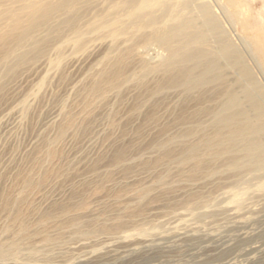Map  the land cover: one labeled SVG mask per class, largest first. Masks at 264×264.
I'll return each instance as SVG.
<instances>
[{"label": "bare ground", "instance_id": "bare-ground-1", "mask_svg": "<svg viewBox=\"0 0 264 264\" xmlns=\"http://www.w3.org/2000/svg\"><path fill=\"white\" fill-rule=\"evenodd\" d=\"M235 21L226 0H0V264H142L264 216V86ZM65 144L95 163L82 185L111 155L112 217L38 195Z\"/></svg>", "mask_w": 264, "mask_h": 264}, {"label": "rangeland", "instance_id": "rangeland-1", "mask_svg": "<svg viewBox=\"0 0 264 264\" xmlns=\"http://www.w3.org/2000/svg\"><path fill=\"white\" fill-rule=\"evenodd\" d=\"M258 1H260V2H258ZM226 2H227V5L229 6V9L231 10V12L234 13V15H235V20H236L235 21V27L229 29L230 33L232 34V37H234L233 38L234 42L236 43V45L239 48H241L244 51V54L247 57L249 65L251 64L250 66L253 68L258 79L260 80V82L264 86V6H263L264 0H226ZM247 3L248 4L250 3L251 6L253 7V9H248V7H246ZM231 5H233V6H231ZM230 7H232V8H230ZM242 8H244V10H247V12L244 11ZM239 36L240 37L242 36L241 38H243L248 43V45H247L248 47L245 44H243L241 42V40H239L240 39ZM235 40H237L239 42H237ZM61 90H64V89L61 88ZM59 93L62 95L65 94L64 91H61ZM48 98H50V96H48ZM45 110H46V108H42L40 111H37V112L32 110V112L26 118V121L24 122L22 130L16 136L17 139H15V143L19 142L17 144L27 145L36 139V136L38 135V133L41 132L44 128L42 126H43V122L45 121L44 120V118H45L44 116L46 114ZM161 119H162L161 125H167L168 124L167 122H169L168 125H171L174 121L172 119H166V117H163V118L161 117ZM170 121H171V123H170ZM39 122L40 123L42 122V123L40 124ZM124 129L130 130L131 128L126 126V127H124ZM54 147H55L54 153L51 154L47 158L48 159L47 168L49 170V173L47 174V177H46L48 179L44 183V185L46 184L47 188H46V186H43V185H42L43 188L39 187V189L37 190L38 195L46 193L45 195L47 197H49L50 199L68 200L67 198H70L73 193L77 192L80 195L83 194L81 196V198L83 197L82 200H83L84 205H82L81 208H78V206H76V207L74 206L73 210H72L73 212L74 211L75 212H81V211L86 210L92 206L94 208L100 209V211H98L99 214L97 216L100 215V217H102V216L106 217L108 215V213H110V212L112 213V211H107V209L109 210L108 205H110V203L106 202V201L113 200L116 198L115 196L118 195L119 190L117 191L116 189H112V191H111L110 186H111L112 181H114V179L119 178L120 172H117V171H116V173H115V171L111 172L112 171L110 169L111 166L107 165L108 163H111V159H112L111 155L109 154L107 156V158L105 159L106 163L101 161V162H99V164L97 166V167H99V166L101 167V168L99 167V170L104 171L103 172L104 174L102 173L104 176L102 175L101 179L99 178L97 182H92V183H88L87 185H82V182H80V179H79L81 177L80 175H83L85 173L86 174L90 173L93 170V168H95V165H94L95 163L92 162V164H91V162L89 163L87 161H81L80 162L78 159H75V157L73 158V154L69 151V145H66V144L65 145H53V147H51V149H54ZM67 156H68V158H67ZM69 156H71L72 159L71 158L69 159ZM66 159H68L69 162H67ZM73 159H74V161H73ZM71 160L73 161V163ZM109 160H110V162H108ZM49 164H50V166H49ZM67 165L68 166L71 165L70 167H72L71 171L70 172L68 171L69 173L66 171V170H68V168H70ZM75 167H77V168H75ZM72 170H73V172H72ZM58 171H59V173H62V172L68 173L62 179L60 184L58 185L59 187L56 185L54 186L55 179H53L55 176V173H57ZM50 184L52 185V187ZM39 190H40V192H39ZM82 190L85 192H83ZM64 195H65V197H64ZM108 195H110V196H108ZM102 196L104 197L103 200H102ZM60 197H61V199H60ZM138 210L139 209H136L133 212V209H132L131 212H129V213H132V214H130V216L131 215L133 216L134 214H135L134 216H136L137 215L136 211H138ZM165 210H167V208H165ZM106 212H108V213H106ZM111 213L108 215V217H112ZM261 223H263V224H261ZM136 225H134V227L131 225L126 226V228H128L127 230H129V232H138V229L136 230L135 228H138V227L141 228V225H139V224H136ZM252 225H253V227H252ZM131 227H133V230H130V229H132ZM146 227L148 228L149 226H146ZM247 227H246L247 229L245 228V230H244V228H236V229L234 228V230L236 232L234 230L233 231L231 230L229 232L226 231L224 233L225 235L224 236L222 235L220 238L221 239L227 238L228 241L225 239H223V240L219 239L221 241L217 240V241H215V243H213V241H211L209 239H202V240H199L196 242H191L188 244H182L181 246H179L177 248L176 247L175 248H167L163 251H159L160 254H156V253L150 254L154 258L153 257L151 258V256L144 258V259H142L143 261H141V263L143 262L142 264H154V263L155 264H264V234H263L264 233V216L259 218L258 222H257V220H255V221H253V223L248 224ZM257 227H258V229H257ZM260 228H261V230H260ZM51 229H56V228H51ZM245 231L247 233L252 231V233H255V234H252L250 232L251 235H249L250 233L249 234L245 233L244 234V236L246 235L245 237H242V236L240 237V233L245 232ZM226 233H228L229 235H227ZM247 236L249 239H246ZM245 239H246V241H245ZM259 239H261L262 242ZM247 240H249V241H247ZM257 243H259V244H257ZM240 244H242L243 246ZM256 244H257V246H256ZM185 245L186 246L188 245V247H186ZM208 245H211L213 247L208 249L207 248ZM251 245L254 247L256 246V247L252 248ZM176 250H178V251H176ZM198 252H200V253H198ZM225 252L229 255L226 254L227 256H225L224 255ZM205 253L208 255H206ZM157 255H158V258H156ZM159 255L161 256V258H159L160 257ZM222 255H224L225 257ZM221 257H223V258H221ZM139 262H140V260H139ZM138 263H136V264H138Z\"/></svg>", "mask_w": 264, "mask_h": 264}]
</instances>
